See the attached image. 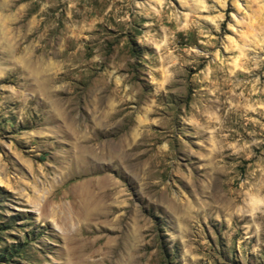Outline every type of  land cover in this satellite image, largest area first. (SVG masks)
I'll return each mask as SVG.
<instances>
[{
  "label": "rangeland",
  "instance_id": "374dc122",
  "mask_svg": "<svg viewBox=\"0 0 264 264\" xmlns=\"http://www.w3.org/2000/svg\"><path fill=\"white\" fill-rule=\"evenodd\" d=\"M0 264H264V0H0Z\"/></svg>",
  "mask_w": 264,
  "mask_h": 264
},
{
  "label": "bare ground",
  "instance_id": "6f19581e",
  "mask_svg": "<svg viewBox=\"0 0 264 264\" xmlns=\"http://www.w3.org/2000/svg\"><path fill=\"white\" fill-rule=\"evenodd\" d=\"M83 215H84V217L86 218V219H88V218H93L95 215H96V213L95 212H93L92 211V209H85V211L83 212Z\"/></svg>",
  "mask_w": 264,
  "mask_h": 264
}]
</instances>
